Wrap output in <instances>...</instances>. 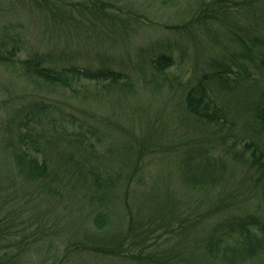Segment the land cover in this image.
<instances>
[{
    "label": "trees",
    "instance_id": "trees-1",
    "mask_svg": "<svg viewBox=\"0 0 264 264\" xmlns=\"http://www.w3.org/2000/svg\"><path fill=\"white\" fill-rule=\"evenodd\" d=\"M246 1L231 0V3L240 5ZM254 2L259 5L257 8L261 13L264 10V0ZM215 3L225 2L202 0L201 7L193 17L183 23L167 25L166 28L172 32L182 30V37L183 31L191 33L195 23L201 22L207 27L208 24L217 25L213 22L215 19L226 18L227 21L230 14L217 10ZM223 8H227L226 4ZM238 8L246 18H252L243 8ZM188 9L194 10L190 4ZM263 24L264 21L249 27L246 39L235 32L231 33L227 28L226 37L234 52L223 53L218 57L210 54V49L206 48L209 51L207 58L210 54L209 61L202 56L201 59L197 58V65L200 60L203 63V66H199L201 74L194 82L186 85L187 89L182 94L183 115L176 121L182 127L190 126L195 129L197 123H202L205 129L197 130L205 132L206 138L199 140L198 145L194 144L197 140L184 127L181 133H172L170 136V140L178 143L176 148L154 151L150 159L147 158L149 154L142 150L136 152V155L128 152L118 156L120 153L116 154L109 149L106 166L110 167L109 161L121 162V176L118 178L108 175L106 168L101 170L98 166H92L86 158H80L81 153L92 156L102 150L98 149L91 136H87L85 132L83 135L74 132V138L70 139L67 149L58 158V168H54V161L43 149L44 145L52 143L48 138L47 124L51 121L50 114L53 112L46 113L52 105L43 100L17 101L13 94L9 95L11 89L5 87L7 97L1 98L0 106L7 113L4 126L11 140L1 150L5 152V164L11 168V173L6 169L8 184H0V264H54L56 260L70 264L72 258L68 255L69 244L65 245L66 248L60 255L57 252V242L48 240L43 248V258L38 260L35 253L37 247L34 245L40 241L38 237L43 236V239L44 234L49 233L44 225L45 213L37 212L33 220H30V214L18 223V217L11 209L6 210L4 205L5 198L8 202L17 198L13 190L17 177L23 182L24 196L30 198V202L43 196L41 192L64 196L65 187L66 200L60 205L67 211L76 205L78 212L75 214L80 217L73 219H77L79 223L82 218L97 229H105L113 227L111 222L114 219H119L121 223L127 220L125 230L119 228L122 232L120 237L111 239L107 244L86 245L88 252L124 257L143 264H220L253 259L257 250L263 248L264 215H259L256 210L250 212L243 209L235 198L230 200L236 192H224L221 187L227 173L233 172L234 165H237L250 173L249 179L257 177L256 180L264 190V142L261 140L264 135V92H258L255 99L245 106L238 102V105L232 107V113L228 103L230 100L218 102L213 93L216 88L229 87L232 80L237 83L240 80L249 82L256 79L257 69L264 64V50L258 49L252 56V44L248 38L260 41L264 46ZM181 37H165L160 42L161 52L157 53V59L153 56L149 59L157 71L161 72L165 66L174 62L173 45H183ZM239 44H243L245 48H239ZM187 46L189 43L185 50ZM18 50V45L9 46L5 50L0 48V66L4 71L17 72L18 76H24L35 85L41 86L44 83L53 88H73L72 81L77 83L80 78H85L96 83L105 81L102 86L108 87L104 88L106 91L115 90L123 96H133L137 91L136 82L126 72L108 67L78 68L76 65L57 68L45 65L46 61L39 54L20 58ZM114 86L118 87L117 90L113 89ZM54 109L62 115L57 107L54 106ZM244 112H249V117L238 128L239 117ZM51 124L53 128L56 126L55 121H51ZM59 124L61 126L62 120ZM90 127L96 129L94 125ZM61 130L65 132L67 128ZM166 134L163 131L160 139H164ZM217 141L226 144L223 154L219 152ZM169 161L177 162L178 177L171 175L170 189H165L164 181L161 188H158L162 172L155 171L153 166L163 169ZM115 166L116 164L110 168ZM1 178L0 174V180L5 182ZM154 181L156 188L151 187ZM27 186L35 187L36 190ZM80 194H83L84 200L78 198ZM152 195L161 197L151 199ZM51 211L49 206L46 212L51 215ZM122 213L127 218H123ZM113 233L118 235L119 231ZM192 240L199 246L187 247L197 255L196 262L184 257L185 243Z\"/></svg>",
    "mask_w": 264,
    "mask_h": 264
},
{
    "label": "rangeland",
    "instance_id": "rangeland-1",
    "mask_svg": "<svg viewBox=\"0 0 264 264\" xmlns=\"http://www.w3.org/2000/svg\"><path fill=\"white\" fill-rule=\"evenodd\" d=\"M201 1L0 0L1 50L18 45L20 58L39 54L46 61L45 65L57 68H69L72 65L92 69L108 67L126 72L137 85V91L133 93V96H123L115 90L106 91L104 88L108 87L102 86L105 81L96 83L85 78H80L77 83L72 81L73 88H53L44 83L38 86L24 76H18L17 72L4 71V68L0 66V101L1 98L6 99L7 94L4 88L9 87L11 89L8 88L11 93L9 95L13 94L17 101L43 100L52 105L46 113L53 112L50 117L51 121H55L56 126L54 129L51 121L48 122V138L52 143L44 145L43 149L44 153L54 161V168L58 165L61 152L67 149L68 142L74 138L75 131L82 135L85 132L87 136H91L98 149H102L92 156L89 153L85 155L81 153L80 158H86L92 166H98L101 170L106 168L107 174L113 178L121 176L120 168L122 167L121 162L114 161H109V164L110 167L116 164L115 168L106 166L110 155L109 149L116 154L120 153L118 156L128 152L136 155V152L142 150L143 153L149 154L147 158L150 159L154 151L176 148L178 143L170 140V136L172 133H181L184 127L188 134L197 140L194 144L198 145L199 140L203 141L206 136L205 132L197 129L203 130L205 125L199 122L195 129L190 126L182 127L176 121L183 115L182 94L187 89L186 85L194 82L196 77H200L199 66L200 64L203 66V63L200 60L197 65V58L201 59L200 56H202L208 62L211 53L220 57L223 53L234 52L226 37V29L229 28L231 33L235 32L246 39L248 28L264 21V10L260 13L257 8L259 5L254 0H247L240 5L232 4L231 0H224L225 3H215V7L219 11L224 10L230 14L227 21L226 18L215 19L213 22L217 25L208 24L207 27H204L201 22L195 23L191 33L187 30L183 31L182 37L180 35L182 30L172 32L166 28L167 25L183 23L189 17H193L201 7ZM189 4L194 10L188 9ZM224 4L227 8H223ZM238 7L243 8L252 18H246ZM262 33H264V24ZM165 37L176 39L181 37L180 41L183 45H173L174 62L165 66L160 72L150 64L149 59L151 56L157 59V53L161 50H159L160 42ZM248 40L252 44L250 45L252 56L257 53L258 49L264 50L260 41H252L249 38ZM187 43L189 46L186 51ZM238 47L242 49L244 46L239 44ZM206 48L210 49L208 58L209 51ZM257 73L253 81L240 80L236 83L232 80L229 82V87L216 88L213 97L222 103L230 100L228 103L231 113L233 112L232 107L235 104L238 105V102L244 106L247 105L255 99L258 92H264V64L257 69ZM117 88L114 86L113 89L117 90ZM54 106L62 112V115L54 109ZM6 117L7 113L3 106H0V174L1 179H5L3 180L5 182L0 180L1 185L8 184L6 169L11 173V168L5 164V152L1 150L3 145L11 140L4 126ZM248 117L249 112L241 113L238 128ZM90 125H94L96 129ZM62 128H67V130L63 132ZM163 131L167 134L161 140L160 135ZM258 132L261 133V131ZM261 140L264 142V135ZM217 142L219 152L223 154L226 144L221 141ZM167 164L163 169L153 166L155 171L162 172L158 188H161V183L164 181L165 189H170L171 175L175 174L178 177L177 162L169 161ZM117 166L118 169H116ZM249 177L250 173L246 169L234 165L233 172L227 173L221 190L224 192L234 190L236 193L230 197V200L235 198L243 209L250 212L256 210L259 215H264V190L256 180L257 177L254 179H249ZM16 181L17 184L13 190L17 198L9 202L5 198L6 210L9 208L14 212V215L18 217V223L20 219H26L30 214V220H33L37 212L45 213L44 225L49 233L44 234L43 239H41L43 236L38 237L40 241L34 245L37 247L35 253L38 260L43 258L45 242L55 240L58 245L57 252L60 255L64 252L65 245H70L68 250V255L72 257L70 264H143V262L124 257L88 252L85 249L86 245L107 244L111 242V239L120 237L122 235L120 230H125L127 220L121 223L119 219H117L118 222L114 219L111 222L113 227L105 229H97L82 218L79 223L77 219H73L80 217L75 214L78 212L76 205L68 211L60 205L66 200L65 187H63L64 196L41 192L43 196L30 202V198L24 196L23 182L20 177H17ZM151 187L156 188L155 181ZM27 188L36 190L35 187L27 186ZM160 197L152 195L150 198ZM78 198L84 200L83 194H80ZM70 199L69 196V201ZM49 203L51 205H46ZM49 206L52 209L51 215L46 212ZM122 216L127 218L124 213ZM118 231V235L113 233ZM189 245H199L192 240L186 242L183 248L186 250L184 257L187 256L191 262H196L198 257L191 252L193 249H188ZM253 257L244 262L228 261L220 264H264V244L263 248L257 250ZM31 264L36 263L31 262ZM54 264H64V261L56 260Z\"/></svg>",
    "mask_w": 264,
    "mask_h": 264
}]
</instances>
